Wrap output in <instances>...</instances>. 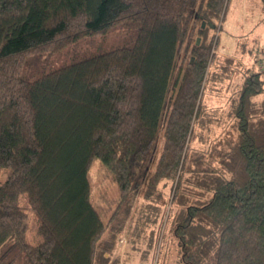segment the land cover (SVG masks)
<instances>
[{
	"label": "trees",
	"instance_id": "16d2710c",
	"mask_svg": "<svg viewBox=\"0 0 264 264\" xmlns=\"http://www.w3.org/2000/svg\"><path fill=\"white\" fill-rule=\"evenodd\" d=\"M228 4L0 0V251L18 248L29 264H110L134 206L146 208L138 221H150L166 191L160 225L171 221L177 264H264L262 72L249 70L234 96L232 130L193 145L218 47L208 32ZM116 26L133 41L93 54ZM79 40H91L83 54L46 70L47 55ZM95 161L116 188L99 203ZM24 194L40 220L38 246L27 242ZM160 229L151 264L162 253Z\"/></svg>",
	"mask_w": 264,
	"mask_h": 264
},
{
	"label": "rangeland",
	"instance_id": "374dc122",
	"mask_svg": "<svg viewBox=\"0 0 264 264\" xmlns=\"http://www.w3.org/2000/svg\"><path fill=\"white\" fill-rule=\"evenodd\" d=\"M215 23L216 28H210L208 32V39L213 40V45L216 43L215 38L218 37L216 52H213L214 46L211 51L210 62L213 58V63L209 64L206 82L208 114L203 121L204 126L198 127L196 139L193 142V145L201 144L202 147L204 144L207 147L218 142L219 138L225 135L224 133L232 130V121L228 114L231 111L234 96L239 91L249 70L256 73L262 72L261 79L264 81V4L262 0H229L225 17ZM91 40H79L56 54L47 55L49 61L46 64V70L52 71L71 63L87 50ZM97 40L96 47L92 49L93 54L105 53L129 45L133 41V36L129 35L122 26H116L105 36L97 37ZM198 40L200 43L197 45H200L202 39L198 37L196 43ZM214 53L216 54L213 56ZM228 60L231 62L229 63ZM193 61L194 57L191 58V62ZM212 72L217 75L213 76ZM263 99L264 94L256 98L257 102ZM162 143L163 139H160L158 150L161 149ZM4 177V173H1L0 179ZM89 179L94 202L99 203L103 192L110 198L116 197L114 181L99 161H95L92 165ZM139 196L140 200L145 196L144 188ZM168 198V192L164 191L161 198L163 202L157 199L160 207L150 221H138L137 213L145 214L146 208L140 202L134 206V210L126 221L123 220L125 229L116 236L117 243L118 240H122L120 238L123 236L126 237L128 243L121 245L119 241L115 255L112 253L110 264H151L154 261L159 226L161 227L159 233L161 239L159 238L157 248L161 245L162 253L159 255L158 264H177V248L172 237L171 221L166 227V222L160 225L161 216L159 215L164 208L161 204H164ZM20 205L28 216L27 242L38 246L43 241L38 232L40 220L32 210L27 194L21 196ZM10 247L0 251V256L4 254L0 264H29L25 254L18 248Z\"/></svg>",
	"mask_w": 264,
	"mask_h": 264
},
{
	"label": "water",
	"instance_id": "95a60500",
	"mask_svg": "<svg viewBox=\"0 0 264 264\" xmlns=\"http://www.w3.org/2000/svg\"><path fill=\"white\" fill-rule=\"evenodd\" d=\"M202 27L205 28V23H203ZM199 43H200V40H198L197 44Z\"/></svg>",
	"mask_w": 264,
	"mask_h": 264
},
{
	"label": "built area",
	"instance_id": "2783aa9c",
	"mask_svg": "<svg viewBox=\"0 0 264 264\" xmlns=\"http://www.w3.org/2000/svg\"><path fill=\"white\" fill-rule=\"evenodd\" d=\"M124 242H125V239H122V240L120 241L121 244H123Z\"/></svg>",
	"mask_w": 264,
	"mask_h": 264
}]
</instances>
